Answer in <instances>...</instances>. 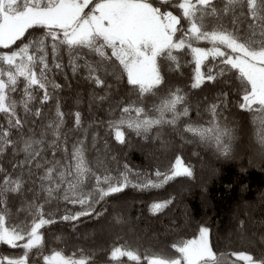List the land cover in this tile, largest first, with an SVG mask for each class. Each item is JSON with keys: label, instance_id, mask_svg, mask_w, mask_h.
<instances>
[{"label": "snow or ice", "instance_id": "1", "mask_svg": "<svg viewBox=\"0 0 264 264\" xmlns=\"http://www.w3.org/2000/svg\"><path fill=\"white\" fill-rule=\"evenodd\" d=\"M187 55L193 66L189 90H207L195 101L198 118L204 105L207 126L192 121L187 93L173 83ZM69 69L73 77L83 74L92 118L85 123L77 109L66 131L59 93L70 85L58 79L67 81ZM53 103L54 111L46 114ZM93 105L108 118L97 120ZM247 117L259 125L249 163L264 168V0H0V155L10 165L0 167V242L21 249L0 256V264H95L83 249L78 255L43 254L45 226L102 218L97 208L129 185L159 188L195 177L178 149L163 172L124 163L114 174L115 156L107 143L103 152L97 148L101 137L95 128L106 126L121 145L130 142L127 129L141 141L159 139L167 150L171 145L162 129L169 126L182 143L191 133L219 158L230 159L234 118L243 123ZM69 132L76 136L70 151ZM92 150L96 156L89 159ZM16 198L25 201L15 209L26 212L23 219L12 215ZM52 200L63 203V215L45 211ZM172 202L154 201L148 210L162 213ZM234 223L236 237L258 251H231L233 264H264V221L244 213ZM211 236L210 226L200 223L191 238L145 249L143 256L126 243L114 244L106 264H125L121 257L129 264H224L225 254Z\"/></svg>", "mask_w": 264, "mask_h": 264}, {"label": "trees", "instance_id": "2", "mask_svg": "<svg viewBox=\"0 0 264 264\" xmlns=\"http://www.w3.org/2000/svg\"><path fill=\"white\" fill-rule=\"evenodd\" d=\"M200 46H205L204 42H200ZM181 59L183 66L173 78L174 86L186 91L187 101L192 105L189 112L192 121L207 126L208 116L205 114L203 103L199 118L195 107V101L202 99L207 90L205 92L189 90V78L193 66L187 62L191 60V56L187 55ZM64 62L67 64V57ZM66 75L69 77L67 81L64 80V76H60L58 82L70 85L59 93L67 131L72 127L73 111L80 110L85 123L92 117L90 91L83 80V74L78 73L73 77L69 69ZM98 94L102 93L98 92ZM54 107V103L49 105L45 109L46 114L49 110L54 111ZM233 111L239 110L233 109ZM91 114H95L97 120L108 118L98 105L91 107ZM226 115L230 119L233 118L231 113ZM234 119L237 133L233 141V156L230 159L219 158L200 142L199 137L191 133L186 134L185 141L182 143L169 126L162 129L163 139L169 141L171 145L167 150L160 148L159 139L155 142L141 141L135 133L127 129L123 130L130 142L121 145L115 141L114 134L106 130V126L95 128L94 130H97L101 137L97 148L103 152V145L107 143L111 150L110 154L115 156L111 163L114 174L116 169L122 167L124 163L133 170L140 169L145 173L156 169L163 172L170 167L174 159V151L178 149L183 160L195 169V177L177 178L159 188L139 189L129 185L122 194H114V198L107 199L103 209L97 208L98 211H104L102 218H81L79 223L57 220L54 225L45 226L43 254H50L51 251L56 250L62 251L64 255H78L77 249H83L86 254L93 256L95 264H106L109 259L107 251L114 244L126 243L132 248H138L139 254L143 256L145 249L158 251L174 239L191 238L198 230L200 223L210 226L211 242L218 252L225 254L224 264H233V261H236V258L231 256V251L245 249L258 251L256 246L246 241L242 242L236 237L234 218L248 213L254 221H264V168L258 166L255 161L252 164L249 163L250 156H253L258 148L256 135L259 125L253 124L250 117L245 118L243 123L240 118ZM155 134V132L152 133V135ZM75 139L76 136L69 132V151L71 140ZM95 156V150L88 153L89 159ZM8 159L0 155V167L10 168ZM169 197L173 202L162 213L149 212L148 206L151 203ZM24 202L16 198L10 205L14 218L19 215L20 219H23L26 215L24 211L19 214L15 211L16 208H21ZM243 206L245 207L242 210ZM58 209L63 215V203L52 200L49 205H46L45 211L56 212ZM115 229L118 231L115 232ZM17 254H21V249L12 248L0 242V256ZM36 255L35 251L31 252V256ZM119 259L129 264L127 257ZM237 264H243V262L238 261Z\"/></svg>", "mask_w": 264, "mask_h": 264}, {"label": "rangeland", "instance_id": "3", "mask_svg": "<svg viewBox=\"0 0 264 264\" xmlns=\"http://www.w3.org/2000/svg\"><path fill=\"white\" fill-rule=\"evenodd\" d=\"M244 207H245V206H243V207H242V210L244 209ZM255 222H257V221H255ZM115 230H116L115 232H117V231H118V229H115ZM226 235H227V233H226Z\"/></svg>", "mask_w": 264, "mask_h": 264}]
</instances>
